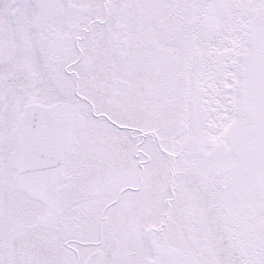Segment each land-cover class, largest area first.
Masks as SVG:
<instances>
[{
  "label": "snow or ice",
  "instance_id": "obj_1",
  "mask_svg": "<svg viewBox=\"0 0 264 264\" xmlns=\"http://www.w3.org/2000/svg\"><path fill=\"white\" fill-rule=\"evenodd\" d=\"M0 264H264V0H0Z\"/></svg>",
  "mask_w": 264,
  "mask_h": 264
}]
</instances>
